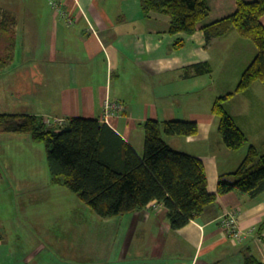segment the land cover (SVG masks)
Returning a JSON list of instances; mask_svg holds the SVG:
<instances>
[{
  "label": "crops",
  "instance_id": "0c3cea01",
  "mask_svg": "<svg viewBox=\"0 0 264 264\" xmlns=\"http://www.w3.org/2000/svg\"><path fill=\"white\" fill-rule=\"evenodd\" d=\"M236 1L207 0L209 14L196 31L172 36L169 17L144 15L139 0H54L55 7L49 0H0V114L41 116L58 131V119L101 121L105 100L119 101L124 110L109 126L139 156L146 120L196 122V135L164 140L202 161L207 190L215 193L219 179L235 172L248 146L264 153V139L259 147L260 141L249 136L253 131L264 138V83H253L225 104L247 137L240 150L224 147L211 113L214 100L233 92L256 55L254 45L235 32L205 40L202 29L232 15ZM177 38L183 44L175 48ZM199 64L210 72L198 73ZM30 143L24 135L0 134V192L11 191L16 180L10 163L25 160ZM231 211L243 234L240 243L222 226V216ZM119 219L121 262L131 252L133 264H244L245 255L264 263V192L218 196L176 231L156 202ZM37 255L38 249L13 245L0 225V264H39Z\"/></svg>",
  "mask_w": 264,
  "mask_h": 264
},
{
  "label": "trees",
  "instance_id": "16d2710c",
  "mask_svg": "<svg viewBox=\"0 0 264 264\" xmlns=\"http://www.w3.org/2000/svg\"><path fill=\"white\" fill-rule=\"evenodd\" d=\"M144 15L169 17V34L192 35L209 14L207 0H139ZM264 0L236 1V11L202 30L205 40L235 32L251 42L256 55L242 72L234 92L216 98L211 113L218 120L217 132L224 147L238 151L247 137L225 108L235 94L247 91L255 82L264 83ZM177 38L174 47L182 46ZM207 67V66H206ZM198 73L210 69L194 66ZM143 152L139 156L108 124L97 119L69 118L58 130L36 115L0 114V134L26 135L43 143L50 182L77 194L98 216L119 217L156 202L167 210L170 228L179 230L213 204L218 196L239 192L255 197L264 192V153L248 146L235 172L222 176L216 192L207 190V178L200 159L168 145L164 137H190L198 133L196 122L146 120L143 124ZM244 264H264L245 255Z\"/></svg>",
  "mask_w": 264,
  "mask_h": 264
},
{
  "label": "rangeland",
  "instance_id": "374dc122",
  "mask_svg": "<svg viewBox=\"0 0 264 264\" xmlns=\"http://www.w3.org/2000/svg\"><path fill=\"white\" fill-rule=\"evenodd\" d=\"M253 133L249 136L261 147L263 136ZM26 153L25 160L10 163L16 180L11 191L0 192V225L13 245L38 249L39 264H133L131 252L124 262L119 259L117 234H124L119 217L102 218L77 194L53 185L43 143L31 141Z\"/></svg>",
  "mask_w": 264,
  "mask_h": 264
},
{
  "label": "built area",
  "instance_id": "2783aa9c",
  "mask_svg": "<svg viewBox=\"0 0 264 264\" xmlns=\"http://www.w3.org/2000/svg\"><path fill=\"white\" fill-rule=\"evenodd\" d=\"M49 5L51 7H55L54 0H49ZM104 110L101 117V121L108 124L110 122L111 118H114L121 114L124 110V105L122 102L119 101H111L109 99H106L104 102ZM46 123L51 124L49 120L46 119ZM55 123H58L59 125H64V120H56ZM222 226L225 228L228 236L230 239L235 241L236 243H240L243 240V234L242 232L237 228V221L235 213L226 212L222 218H221Z\"/></svg>",
  "mask_w": 264,
  "mask_h": 264
}]
</instances>
